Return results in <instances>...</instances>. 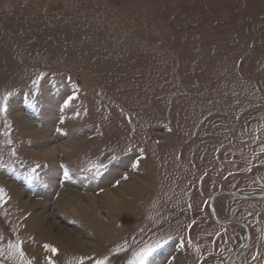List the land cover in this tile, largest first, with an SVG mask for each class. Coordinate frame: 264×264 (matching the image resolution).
Returning a JSON list of instances; mask_svg holds the SVG:
<instances>
[{
    "label": "rangeland",
    "instance_id": "obj_1",
    "mask_svg": "<svg viewBox=\"0 0 264 264\" xmlns=\"http://www.w3.org/2000/svg\"><path fill=\"white\" fill-rule=\"evenodd\" d=\"M8 92L0 264L20 241L33 264L162 239L150 264H225L244 243L209 200L264 192V0H0ZM214 212L249 229L229 264H264V198Z\"/></svg>",
    "mask_w": 264,
    "mask_h": 264
},
{
    "label": "snow or ice",
    "instance_id": "obj_2",
    "mask_svg": "<svg viewBox=\"0 0 264 264\" xmlns=\"http://www.w3.org/2000/svg\"><path fill=\"white\" fill-rule=\"evenodd\" d=\"M36 81H33V84H35ZM12 95L11 92H8L6 94L3 95L2 98H0V112L2 113H7L8 111V100L9 97ZM39 167V166H37ZM32 173L34 174L36 172V169H32L31 170ZM30 179L33 178L32 176L29 177ZM127 178V177H125ZM4 189L0 188V200H3L4 198ZM167 243L166 239H162V240H158L156 241L155 244H148L145 245L144 247L140 248L138 251L134 252L132 254L131 259H129L127 261V264H150V259L153 257L154 253L162 248L164 246V244ZM8 248L10 250L9 255L13 258H18L20 261L23 262V264H33V261L31 259H25L26 253L23 250V241L14 243V244H9ZM45 249H48L49 246L48 245H44ZM125 249L121 248L119 249V251H124ZM50 251L53 254L57 253V249L55 248H51ZM3 255V252L0 251V256ZM255 259V257H253ZM46 262L47 264H55V262L50 258V257H46ZM95 264H106V258L105 259H101V260H96ZM152 264H154V261H152Z\"/></svg>",
    "mask_w": 264,
    "mask_h": 264
},
{
    "label": "water",
    "instance_id": "obj_3",
    "mask_svg": "<svg viewBox=\"0 0 264 264\" xmlns=\"http://www.w3.org/2000/svg\"><path fill=\"white\" fill-rule=\"evenodd\" d=\"M220 195H229L233 198H239V199H244V198H252V199H256V198H263L264 197V193H260V194H255V193H251V194H239V193H235L233 191L230 190H219L217 192H215L209 200V209H210V214L212 216V218L219 224H237L240 225L244 231H245V241L242 245H240L237 249H235L232 254L230 255V257L228 258L226 264H229L231 259L237 254L238 251H241L242 249H244L245 247H247L248 243H249V230L248 227L245 223L237 220V219H232V218H226V219H218L216 217V214L214 212V199Z\"/></svg>",
    "mask_w": 264,
    "mask_h": 264
},
{
    "label": "bare ground",
    "instance_id": "obj_4",
    "mask_svg": "<svg viewBox=\"0 0 264 264\" xmlns=\"http://www.w3.org/2000/svg\"><path fill=\"white\" fill-rule=\"evenodd\" d=\"M80 203V202H79ZM37 215V218L41 221V222H45V219H44V217H42L41 215H38V214H36ZM56 224V223H55ZM52 227L53 228H55V229H57L64 237H71V233L69 232V231H67V230H63V228L62 227H59L58 225H52ZM55 231V230H54ZM72 239V238H71ZM70 239V240H71ZM81 242H83V241H80L79 243L81 244Z\"/></svg>",
    "mask_w": 264,
    "mask_h": 264
},
{
    "label": "flooded vegetation",
    "instance_id": "obj_5",
    "mask_svg": "<svg viewBox=\"0 0 264 264\" xmlns=\"http://www.w3.org/2000/svg\"><path fill=\"white\" fill-rule=\"evenodd\" d=\"M264 198V197H263Z\"/></svg>",
    "mask_w": 264,
    "mask_h": 264
}]
</instances>
